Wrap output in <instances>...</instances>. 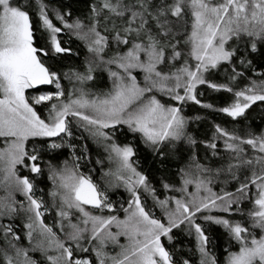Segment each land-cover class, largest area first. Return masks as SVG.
Instances as JSON below:
<instances>
[{"label":"snow or ice","instance_id":"snow-or-ice-1","mask_svg":"<svg viewBox=\"0 0 264 264\" xmlns=\"http://www.w3.org/2000/svg\"><path fill=\"white\" fill-rule=\"evenodd\" d=\"M0 264H264V0H0Z\"/></svg>","mask_w":264,"mask_h":264},{"label":"trees","instance_id":"trees-1","mask_svg":"<svg viewBox=\"0 0 264 264\" xmlns=\"http://www.w3.org/2000/svg\"><path fill=\"white\" fill-rule=\"evenodd\" d=\"M93 151H95V148H94V146H93ZM121 195H124L122 192H121ZM119 197L118 196H116V195H113V199L114 200H116V199H118ZM221 251H222V249H221Z\"/></svg>","mask_w":264,"mask_h":264}]
</instances>
